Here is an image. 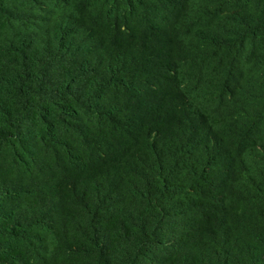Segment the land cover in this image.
I'll return each mask as SVG.
<instances>
[{
	"label": "trees",
	"instance_id": "trees-1",
	"mask_svg": "<svg viewBox=\"0 0 264 264\" xmlns=\"http://www.w3.org/2000/svg\"><path fill=\"white\" fill-rule=\"evenodd\" d=\"M0 264H264V0H0Z\"/></svg>",
	"mask_w": 264,
	"mask_h": 264
}]
</instances>
